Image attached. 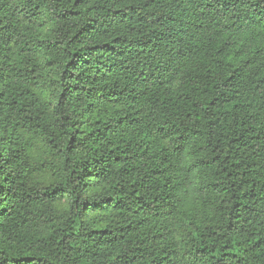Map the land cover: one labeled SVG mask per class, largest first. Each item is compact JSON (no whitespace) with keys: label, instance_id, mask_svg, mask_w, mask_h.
<instances>
[{"label":"trees","instance_id":"trees-1","mask_svg":"<svg viewBox=\"0 0 264 264\" xmlns=\"http://www.w3.org/2000/svg\"><path fill=\"white\" fill-rule=\"evenodd\" d=\"M0 264H264V0H0Z\"/></svg>","mask_w":264,"mask_h":264}]
</instances>
